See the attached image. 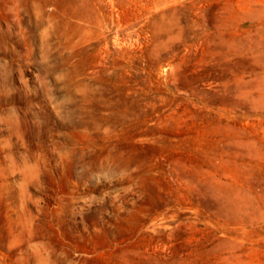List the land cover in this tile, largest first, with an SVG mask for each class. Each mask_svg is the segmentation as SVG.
Segmentation results:
<instances>
[{
	"label": "rangeland",
	"instance_id": "rangeland-1",
	"mask_svg": "<svg viewBox=\"0 0 264 264\" xmlns=\"http://www.w3.org/2000/svg\"><path fill=\"white\" fill-rule=\"evenodd\" d=\"M0 264H264V0H0Z\"/></svg>",
	"mask_w": 264,
	"mask_h": 264
}]
</instances>
